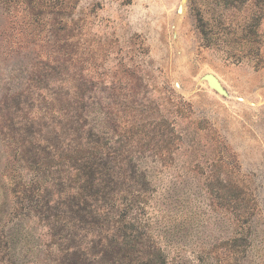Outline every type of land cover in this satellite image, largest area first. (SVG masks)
<instances>
[{
	"label": "rangeland",
	"instance_id": "374dc122",
	"mask_svg": "<svg viewBox=\"0 0 264 264\" xmlns=\"http://www.w3.org/2000/svg\"><path fill=\"white\" fill-rule=\"evenodd\" d=\"M67 126L146 174L166 264H264V0H0V264H130L62 226Z\"/></svg>",
	"mask_w": 264,
	"mask_h": 264
},
{
	"label": "trees",
	"instance_id": "16d2710c",
	"mask_svg": "<svg viewBox=\"0 0 264 264\" xmlns=\"http://www.w3.org/2000/svg\"><path fill=\"white\" fill-rule=\"evenodd\" d=\"M247 0H223L240 6ZM78 121V120H75ZM63 166L62 226L67 233L91 236L90 243L122 253L130 264L146 259L148 264H166L152 229L143 215L128 218L133 207L140 213L149 199V181L139 170H129L127 158L100 136L96 127L80 130L67 126L60 140ZM148 181V184L145 183ZM88 247V246H87Z\"/></svg>",
	"mask_w": 264,
	"mask_h": 264
},
{
	"label": "water",
	"instance_id": "95a60500",
	"mask_svg": "<svg viewBox=\"0 0 264 264\" xmlns=\"http://www.w3.org/2000/svg\"><path fill=\"white\" fill-rule=\"evenodd\" d=\"M180 8L178 9V12H180ZM205 81L207 82L208 86L212 88L214 91H216L218 94L227 96V92L225 89L222 87L220 82L212 75H205L203 77Z\"/></svg>",
	"mask_w": 264,
	"mask_h": 264
}]
</instances>
